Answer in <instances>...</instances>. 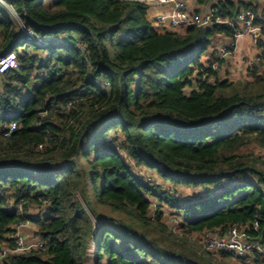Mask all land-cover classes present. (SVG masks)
Listing matches in <instances>:
<instances>
[{"label":"trees","instance_id":"trees-1","mask_svg":"<svg viewBox=\"0 0 264 264\" xmlns=\"http://www.w3.org/2000/svg\"><path fill=\"white\" fill-rule=\"evenodd\" d=\"M1 1L17 19L0 3V58L13 51L17 66L0 75V126L16 124L0 131V246L23 223L44 243L3 264H245L155 237H175L160 224L165 206L184 235H254L256 222L264 242V160L243 152L264 149V70L201 80V57L231 31H171L137 0ZM259 1L210 0L228 18ZM181 185L202 191L182 196Z\"/></svg>","mask_w":264,"mask_h":264},{"label":"built area","instance_id":"built-area-1","mask_svg":"<svg viewBox=\"0 0 264 264\" xmlns=\"http://www.w3.org/2000/svg\"><path fill=\"white\" fill-rule=\"evenodd\" d=\"M148 4H166L172 5L168 14L158 15L154 20L167 26L171 31H179L188 27L205 28L211 24H219L231 31V36L226 37L218 35L211 48L208 50V57L205 60L206 72L202 75L201 80L208 83L230 82V74L226 67L237 53L238 41L247 36L254 46H257L259 53L252 57L246 64V72H250L259 64V70H264V0L259 1L256 10L241 9L233 18L221 17L216 7L209 8L204 13H196L191 10L183 0H137ZM0 3L8 8L15 19L16 14L13 10L0 0ZM29 40V39H28ZM17 66L16 54L13 51L6 52L0 58V75L15 69ZM16 129L15 122H10L0 126V131L4 137H9ZM28 226L23 223L17 226L16 233L13 235L12 245L3 244L0 246V264L10 255L29 252L31 250H40L44 243L34 237L32 240H26V237L18 229ZM257 223H253V230L256 234H248L245 230L232 226L226 232L218 230L205 231L197 235L195 240L199 251L209 253L226 252L231 253L237 258L243 260L245 264H260L254 261L253 254L264 257V242L259 243ZM178 222H173L170 230L176 232Z\"/></svg>","mask_w":264,"mask_h":264},{"label":"rangeland","instance_id":"rangeland-1","mask_svg":"<svg viewBox=\"0 0 264 264\" xmlns=\"http://www.w3.org/2000/svg\"><path fill=\"white\" fill-rule=\"evenodd\" d=\"M201 1H204V0H201ZM207 2L210 1V0H206ZM211 1H216V0H211ZM207 56L203 55L201 57V61L204 62L206 60ZM247 78V76H245L244 74V77L243 75H240V76H237V77H233L231 74H230V82L231 83H237V82H242L244 81L245 79ZM192 88H196V86L194 84H192ZM190 89V88H188ZM243 152L246 153V154H250V156H254L255 158H259V159H262L264 160V149L256 146L255 144H248L244 149H243ZM136 171H138L139 173L143 174L145 171L143 170V168L141 169H137ZM151 180H153L154 183L156 184H161V179L159 178H155V177H152ZM170 185L165 183L163 184V187L164 188H168ZM200 191H202L201 188H198L197 190H192L190 188H187L185 186H177L176 187V192L177 193H180L182 196H193L194 194L196 193H199ZM151 202L154 204V200L151 198ZM155 207H153L154 209ZM96 210L101 213L103 216L109 218L110 220H117V219H121L123 221H126V222H129L130 219L124 215V214H120L118 212H115V211H112L110 210L109 208H104V207H97ZM161 212L163 214V217L161 219V222L160 224L163 226H167L168 228V231L171 232L175 237L177 236L178 238H175V237H172L168 234L167 231L165 230H161L160 231V235L158 236H155L158 240H160V242L162 244H169V242H175L177 241L178 243H183L184 246L188 249H190L192 252H196V253H200L199 251V248L197 247V244L195 242L196 238H197V235L198 234H190V235H184L182 233L179 232L178 228L176 230V232H173L170 230V226H172L173 222H178L175 218L171 217V211L169 208L165 207V206H162L161 207ZM31 213H34L35 210L33 209H30L29 210ZM153 211V210H152ZM151 216L154 217V212H151ZM92 222H94V220L92 219ZM156 223V221H154ZM21 233V232H20ZM152 234V233H151ZM27 236V237H26ZM25 237H26V240H32L34 239V233H33V226L29 225L28 229L25 230ZM172 244V243H170ZM169 244V245H170ZM88 254H89V257L92 256V252H93V248H89L88 249ZM201 254V253H200ZM86 264H91V262H86Z\"/></svg>","mask_w":264,"mask_h":264},{"label":"crops","instance_id":"crops-1","mask_svg":"<svg viewBox=\"0 0 264 264\" xmlns=\"http://www.w3.org/2000/svg\"><path fill=\"white\" fill-rule=\"evenodd\" d=\"M135 1V0H131ZM188 4V6L191 8L192 11L196 13H204L206 12L209 8L213 7L212 3L210 1H200V0H183ZM172 5L170 3L166 4H149L148 10H147V17L149 19H155L158 15L161 14H168L169 11L171 10ZM264 44V41H263ZM237 46V53L235 57L228 62V66L226 67V70L229 74H231L233 77H237L240 75L244 74L247 76L246 72V64L248 60H250L252 57H255L259 53V49L257 46H254L251 43V40L247 37L244 36L242 37L238 43L236 44ZM258 67H262L256 65ZM191 89H194L190 87V89H186L187 91H190ZM31 226V225H30ZM28 226L22 227L18 229L21 234L25 236V230L28 229ZM27 237V236H26Z\"/></svg>","mask_w":264,"mask_h":264}]
</instances>
